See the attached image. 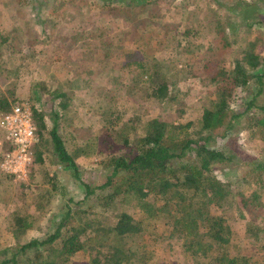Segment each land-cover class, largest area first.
<instances>
[{
  "label": "rangeland",
  "instance_id": "rangeland-1",
  "mask_svg": "<svg viewBox=\"0 0 264 264\" xmlns=\"http://www.w3.org/2000/svg\"><path fill=\"white\" fill-rule=\"evenodd\" d=\"M103 2L0 0V96L10 103L11 108L7 113H0V260L10 258V251L4 254V249L15 248L31 239L46 238L47 233L53 230L54 216L62 215L63 205L70 198L75 201L82 199L84 190L75 174H79L81 182L92 186L103 184L106 170L100 163L121 151L123 136L130 130H137L131 134L134 136L147 129L152 120L176 122L181 110H185V119L197 120L198 112L211 100L217 101V92L221 90L231 96L233 111L244 110L241 101L247 94L238 89H235L236 93L234 91L229 76L231 55L222 40L216 38L212 31H205L204 37L189 46L190 41L183 34L186 27L181 22L182 13H185L182 8L187 9L186 13L192 12L189 7L185 8L186 2L155 0L151 7L141 10L144 14L151 10L156 15L152 18L145 15L138 18V14L129 9L102 10ZM233 2L235 0H216V3L230 8ZM220 5L216 7L223 19L227 11L234 13V8L229 10L227 6ZM211 6L207 7L203 17L200 16L199 22L204 24L208 16L210 21L215 20ZM262 8L264 0H258L248 11L236 14L237 18H234L235 14L231 16L230 22L227 23L225 18L222 26L229 29L231 25H240L244 23V16L253 20L264 19ZM147 20H152L150 25ZM197 25L195 29L199 28ZM252 29L255 32L259 30L258 34L264 38V27ZM242 35L244 43L253 39L249 34ZM261 47L264 54V44ZM127 52L131 54L128 56ZM182 57L189 61L199 58V61H192L195 68L191 74L186 73L188 66L182 65ZM146 58H150L151 65L158 62L174 84L171 97L163 102L148 98L146 76L142 78V84L138 78L139 71L133 72L123 66L130 60ZM164 61L168 63L163 64ZM175 66L181 68L182 73H178ZM60 95L67 100L61 99ZM62 100H66L67 105L60 111L58 104ZM259 100L262 103L264 95ZM15 106L31 113L36 142L39 136L33 121L34 110L44 114L47 131L53 127L55 112L63 115L57 121L59 134L74 158L78 172L74 174L57 166L58 162L53 154L47 153L46 147L42 148L43 163L34 165L35 144L27 177L17 178L3 170L4 157L12 150L8 151L11 144L6 140L3 119ZM253 133L236 130L226 143L219 140L218 146L235 147V152H239L241 157L235 165L217 167L215 175L233 192H241L247 199V206L242 204L244 218L237 208H231L224 214L233 230L228 246L230 252L250 258L251 264H264V232L260 234V240L254 241L247 234L246 226L251 222L264 230V179L257 182L253 166L248 164L252 160H264V137ZM52 148V145L48 147ZM54 176L58 180V188L47 190L48 186L44 184ZM192 194L186 191L187 197ZM150 199L156 200L152 201L155 206L165 202V199H155L153 194ZM137 201L135 198L116 201L111 208L98 209L88 218L92 223L107 224L103 225L105 227L112 225L122 212L129 213L137 221L147 220V214ZM38 203L43 208L38 209ZM25 215H29L31 228L18 232L15 225L17 216ZM149 224L142 235L129 236L124 242L137 258L132 264H190L192 258L185 253L183 241L168 239V227L162 221ZM59 247L57 241L54 249ZM216 252L214 250L212 254ZM54 253L51 257L57 260L58 253ZM142 257L145 263L138 262ZM67 264H93V261L83 251L75 254Z\"/></svg>",
  "mask_w": 264,
  "mask_h": 264
},
{
  "label": "trees",
  "instance_id": "trees-1",
  "mask_svg": "<svg viewBox=\"0 0 264 264\" xmlns=\"http://www.w3.org/2000/svg\"><path fill=\"white\" fill-rule=\"evenodd\" d=\"M181 1L186 2L185 8L192 10L186 13L187 9L182 8L185 13H182L181 19L186 27L183 34L189 39V46L196 39L204 37L205 31H212L229 49V76L234 91L236 93L235 89L242 90V93L248 95L242 97L244 110L233 111L231 96L221 90L217 92V101L211 100L210 104H205L198 112L197 120L185 119V110H181L176 122L152 120L147 129L134 136L131 134L137 130H130L123 136L124 146L121 151L100 163L106 170V181L97 186L81 182L79 174H75L78 166L67 151L58 130L57 121L63 115L59 116L55 112L53 127L47 131L44 114L34 110L33 121L39 138L33 147V164L43 163L42 148L46 147L47 153L53 154L54 160L58 162L57 166L74 172L84 190L83 197L78 201L70 198L63 205L62 215L54 216L53 230L47 233L46 238L31 239L15 248L4 249V254L10 251V258L0 260V264H67L75 254L83 251L92 257L93 264H132L137 258L131 247L124 242L129 236L142 235L149 222L153 221H162L168 227V239L183 241L185 253L192 258L190 264H251L250 258L230 252L228 246L233 230L224 216L231 208H237L244 218L242 204L247 206V199L243 193H235L222 183L216 177L215 169L235 165L241 157L239 152H235V147L218 146L219 140L226 143L236 130L253 131L256 133H253L254 136L264 137V101L259 103V98L264 95V54L261 47L264 38L258 34L259 30H251L257 26L264 27V19L253 20L244 16V23L231 25V28L226 29L222 26L225 18L227 23L230 22L231 16L235 14L234 18H237L236 14L248 11L258 0H235L231 7L235 9L234 13L227 11L224 19L218 14L216 6L220 4L216 0ZM153 4L155 0H104L100 9L109 12L129 9L138 14V18L143 15L152 18L156 15L151 10L147 14L141 13V10ZM223 5L231 9L229 5ZM209 6L215 11V20L210 21L208 16L203 24L199 19L206 14ZM260 11L263 14L264 8ZM186 14H190L188 18L185 17ZM147 21L148 25L152 22ZM195 25L199 28L195 29ZM240 33L249 34L253 39L244 43V36ZM130 54L131 52H127L128 56ZM136 57L137 54L134 55ZM146 59L148 61L130 60L123 63V66L133 72L139 71L138 78L141 81L146 76L149 82L148 98L163 102L171 97L174 84L170 81L169 73H164L158 62L151 65L150 58ZM192 61H199V58ZM192 61L182 57V65L189 67L185 68L187 74L194 72ZM175 69L178 73L183 71L176 66ZM59 97L66 99L62 95ZM66 100L58 104L60 111L66 108ZM10 109V103L0 96V113H7ZM44 131L48 134L47 138ZM50 145L52 150L48 149ZM8 147V151L12 149L11 145ZM248 164L253 166L258 178L256 181L261 182V178L264 179V160H252ZM57 183L54 176L48 178L44 185L48 186L47 190L54 191L58 188ZM186 191L193 194L187 197ZM151 194L157 200L165 199V202L155 206L152 201L156 200L150 199ZM256 197L258 198L257 194ZM128 198L138 200L140 209L147 214V220L137 221L127 212L119 214L113 224L107 227L103 226L107 225L103 222L92 223L89 220V215L98 209L107 210L116 201ZM36 206L38 209L43 208L40 203ZM217 212L221 215H217ZM17 220L15 225L18 232L31 228L29 215L17 216ZM246 226L250 238L260 240V234L264 232L262 227L251 222ZM90 227L91 230L88 229ZM57 241L60 247L56 250L54 244ZM214 250L217 252L212 254ZM54 252L58 253L57 260L51 257ZM202 257L204 260H199ZM138 262L145 263L144 258L138 259Z\"/></svg>",
  "mask_w": 264,
  "mask_h": 264
},
{
  "label": "built area",
  "instance_id": "built-area-1",
  "mask_svg": "<svg viewBox=\"0 0 264 264\" xmlns=\"http://www.w3.org/2000/svg\"><path fill=\"white\" fill-rule=\"evenodd\" d=\"M3 127L7 130L6 140L13 148L5 155L2 168L17 178H25L32 164V146L36 142V129L31 113L15 106L13 111L4 117Z\"/></svg>",
  "mask_w": 264,
  "mask_h": 264
}]
</instances>
